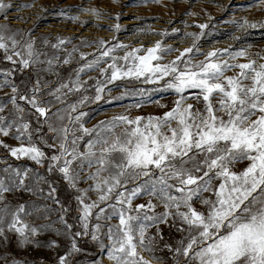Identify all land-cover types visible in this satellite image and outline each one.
<instances>
[{"label": "snow or ice", "instance_id": "obj_1", "mask_svg": "<svg viewBox=\"0 0 264 264\" xmlns=\"http://www.w3.org/2000/svg\"><path fill=\"white\" fill-rule=\"evenodd\" d=\"M11 6L6 0H0V12ZM83 10L97 18L102 15L97 8ZM69 18L80 19L79 16ZM233 22L242 28L264 27V23H253L246 18ZM113 27L120 29L119 24ZM198 27L204 29L208 25ZM6 32L7 26L0 25V49L8 52L11 47L12 52L6 59L18 64L20 70L47 64L46 70L51 71L54 62L59 63L55 56L41 60L44 54L39 53L31 41L24 45L25 52L16 51L20 46L18 33ZM65 42L59 39L52 47L60 48ZM98 43L91 61L87 60L89 54L81 53L86 62L78 69L75 88L61 84L52 92L57 100L60 96L56 94L61 89L73 91L83 87L79 73L97 68L106 79L97 81L93 98L96 101L102 99L107 84L124 78H144L146 83H155L167 77L165 87L174 89L179 98L163 116L120 114L101 121L92 129L81 125L78 130L89 136L86 150L81 151L78 142L83 140V135L70 137L67 126L49 125L48 132L54 135L46 138L41 127L33 128L31 121L26 120L27 113L19 101H24L38 114V119L43 117L47 122L50 108L37 99L39 80L30 94L18 93L17 86L10 84L13 95L0 103V137L11 135L20 143L11 146L0 139V147L18 161L46 164V173H58L77 193L81 230L71 232L73 225L63 215L59 217L64 228L71 232V239L69 250L58 257L57 264H71L70 257L82 251L78 238L90 235L91 240L100 241L97 234L100 223L94 224V230L89 232L94 210L96 220H110L113 216L118 219V224L110 225L106 233L110 244L100 241L101 249H107L108 259L113 264H150L138 248L152 252L153 242L156 237L162 240L163 233L158 229L146 241L148 229L168 224L170 220V227L185 234L178 246L164 245L173 254L175 264H179L181 258L185 264H264V63L258 64L252 59L246 63L219 59L229 54L230 60L236 61L247 55L246 50L230 53L227 48L210 51L204 60L196 62L191 54L199 49L193 45L165 64L160 62L164 53L174 49L162 47L159 41L154 47L144 49L145 55H139L141 48H137L120 57L114 52L126 45L106 47L105 41ZM70 59L71 53L63 63L68 64ZM233 69L239 71L226 75ZM9 83L5 81V86ZM190 89L197 90L190 98L202 101V109L185 103L189 98L185 92ZM88 99L83 97L80 104ZM8 103L12 108L5 115ZM76 107L72 105L71 109L75 111ZM84 115L80 113L72 119L79 120ZM48 139L56 142L48 143ZM45 147L53 150L52 154L46 152ZM241 160L249 161L248 166L242 172L233 171L232 166ZM81 181L92 183L80 188ZM213 181L218 183L214 186ZM56 191L54 182L50 183L38 169L12 164L0 168V243L10 242L11 235H15L21 247L42 246L37 237L52 225L32 224L25 217L34 213L43 215L51 209L32 202V211H28L25 203H9L8 194L39 195L59 205ZM93 191L99 194L96 200L88 196ZM205 193L211 195L206 197ZM142 195L158 199L164 211L157 213L153 200L134 206L133 200ZM197 201L205 210L195 206ZM62 211L66 213L67 209ZM56 232L62 234L59 229ZM47 246L57 248L59 244L51 240ZM0 260L9 264L6 257L0 256ZM11 264L26 262L13 259Z\"/></svg>", "mask_w": 264, "mask_h": 264}, {"label": "rangeland", "instance_id": "obj_2", "mask_svg": "<svg viewBox=\"0 0 264 264\" xmlns=\"http://www.w3.org/2000/svg\"><path fill=\"white\" fill-rule=\"evenodd\" d=\"M6 2L12 6L0 12V25L7 26L6 34L18 33L20 46L16 51L25 52L24 45L31 41L34 42V48L44 54L41 60L55 56L58 57L59 63L54 62L51 71L46 70L47 64L20 70L18 64L6 59V55L12 52L11 47L8 52L0 49V103L6 102L7 98L13 95L11 83L17 86L18 93L30 94V90L39 80L40 91L37 99L43 106L50 108L47 122L43 117L38 119V114L30 106L25 105L24 101H19L27 113L26 120L31 121L33 128L41 127L42 134L46 138L54 135L48 132L49 125L57 128L67 126L70 137L83 135V140L78 142L81 151L86 150V141L89 139L88 135L78 130L81 125L92 129L101 121L110 120L120 114L130 117L163 116L165 112L171 110L179 98V94L174 89L165 87L169 79L167 77L155 83H146L144 78H124L113 84H107L102 99L96 101L93 98L96 95L97 81L106 79L97 68L79 73V81L83 87L73 91H69L68 88L61 89V92L56 94L60 96L57 100L52 92L61 84L75 88L78 69L86 62L81 58V53L89 54L87 60L91 61L94 58L92 54L97 53L100 40L106 42V47L115 44L126 45L127 47L123 49H116L114 55L117 57L137 48H141L139 55H145L144 49L154 47L159 41L162 47L174 49L164 53L160 62L165 64L175 60L185 48L193 45L199 49V52L191 54L192 60L196 62L204 60L205 55L210 51L227 48L230 53L246 50L247 55L239 57L236 61H231L229 54L222 55L219 59L235 63H246L252 59L258 64L264 63V27L242 28L239 23L233 22H242L246 18L253 23H264V0H6ZM91 8L99 9L102 15L97 18L90 11L83 10ZM117 14H119L118 19ZM73 16H79L80 19L69 18ZM116 24L120 25L119 31L113 27ZM201 24H206L208 27L201 29L198 27ZM190 33L196 35H189ZM59 39H65V44L60 48H53L52 45L57 44ZM74 49L76 51H73ZM69 53H71L70 62L64 64L63 60L68 58ZM104 66L102 63L101 67ZM238 71L239 69H233L226 72V75H235ZM5 81H10L8 86H5ZM196 91L186 90L185 96L189 98L185 103L194 105L196 109H202V101L190 98ZM85 96L89 98L88 101L80 104ZM72 105L77 106L75 111L71 109ZM11 108V103H8L5 115ZM80 113L85 115L79 120L72 119ZM0 139L11 146L20 143L11 135ZM55 142L48 139V143ZM44 150L49 154L53 151L47 147ZM5 164L38 169L41 175L47 176L50 183L54 182L57 189L55 195L60 200V204L57 205L53 200H44L39 195L29 193L8 194L9 203L13 205L25 203L28 205V211H32V202L41 208L47 205L51 211L43 215L34 213L25 219L36 225L50 223L52 228L46 229L37 237L42 246L21 247L17 244L15 235H11L10 242L0 243V256L6 257L9 264L13 259L25 261L26 264H57L58 257L64 255L70 248L71 232L81 230L77 193L61 180L58 173H46V164L39 166L29 160L18 161L10 157L5 148L0 147V168ZM248 164L249 161L246 160L238 161L232 166V170L242 172ZM91 183L92 181H81L79 187L87 188ZM217 183L218 181H213L214 186ZM47 190L45 186V191ZM98 195L94 191L88 193L91 200H96ZM210 195L205 193L206 197ZM149 200L156 203L157 213L164 211L163 204L148 195L135 198L133 205L146 204ZM195 206L202 211L205 210L200 202ZM62 209H67V212ZM108 211L111 214V210ZM61 215L73 225L71 232L66 230L59 220ZM94 216L90 220L89 232L94 230L92 227L94 224L100 223L101 229L97 233L100 241L105 245L110 244L106 233L110 225L118 224V219L113 216L110 220L103 218L96 220ZM171 224L170 220L168 224H160L148 229L146 241L148 237L154 236L158 229L163 233L162 240L156 237L153 242L152 252L143 247L138 248L150 264H175L173 254L164 245L170 244L173 248L178 246V242L185 234L177 232L175 227L169 226ZM56 229L62 234L58 235ZM51 240H56L59 247H48L47 242ZM100 241L91 240L90 235L78 238L77 244L82 251L70 257L71 264H113L108 259L107 249H101ZM0 264H3L2 260ZM179 264H185L183 258L180 259Z\"/></svg>", "mask_w": 264, "mask_h": 264}, {"label": "crops", "instance_id": "obj_3", "mask_svg": "<svg viewBox=\"0 0 264 264\" xmlns=\"http://www.w3.org/2000/svg\"><path fill=\"white\" fill-rule=\"evenodd\" d=\"M196 203H199V202H196Z\"/></svg>", "mask_w": 264, "mask_h": 264}]
</instances>
